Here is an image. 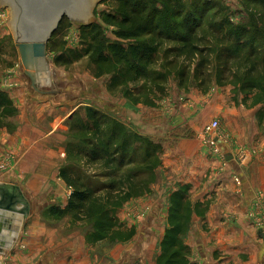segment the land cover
I'll return each mask as SVG.
<instances>
[{"label":"rangeland","instance_id":"obj_1","mask_svg":"<svg viewBox=\"0 0 264 264\" xmlns=\"http://www.w3.org/2000/svg\"><path fill=\"white\" fill-rule=\"evenodd\" d=\"M141 1L146 3L149 12L154 9L162 11L164 7L161 0ZM181 9L183 14L178 18L179 22L176 21L177 24L162 25L152 36L144 35L137 40H123L118 37L125 28L110 21L111 17L117 15L115 0H101L100 4H96L90 13L89 24H73L71 20L64 18L47 45V57L51 66V86L47 87L43 83L42 90L60 89L64 92L62 95H68L65 99L57 95L58 93L42 95L30 87L29 79L20 65L16 37L11 27L10 7H1L0 3V91L10 99L7 91L11 89L9 84L15 77L19 84L23 85V90L27 94L40 102L49 104L45 114V127H48V121L54 118L58 121V125L64 126V133L63 131L61 133L65 141L62 146L65 148L67 158L63 167L67 168V174L72 180L79 178L82 181L80 184H87L93 191L107 189L97 193L106 199L110 197L107 203L115 211L118 227L122 225L124 228L122 234H120L121 228H115L99 235V237H106L108 247L112 246V243L116 244V239H125L126 233L130 231L127 224L121 220V212L125 207L135 211L138 207L142 208L150 204L153 211L157 209L154 207L161 206L158 208L159 214L163 216L167 212L168 217L170 197L180 186L177 183V177L173 179V173L162 165L160 158H157V156L161 157L159 147L161 145L139 132L147 129L142 123L147 120L148 114L153 109H164L165 106L171 108L172 105L180 106L187 101L190 94L196 91L212 98L221 90L223 94L231 95V102L243 94L246 97L245 102L247 104L251 102V107L257 109L255 125L260 130L258 138L264 137V99L261 104H255V94H258V88L264 85L263 53H260L259 62L254 66L251 61L246 60L248 57L246 53L250 49L245 50L240 47V53L234 54L236 44L230 48L226 47L234 43L235 38L223 36L225 38L221 39L220 34L216 32L217 25L221 21L243 29V26L248 24L247 20L253 8L249 5L246 7L242 0H182ZM253 15L257 16L256 13ZM162 16L163 14H159V17ZM186 18L187 21L184 20ZM180 25L184 28L181 29ZM91 26L97 27L96 33L100 35L99 38H104L107 43H120L126 46L141 40L157 43L158 52L149 62L146 77L128 84L116 94L109 93L106 84L111 74L102 73L101 77H95L86 71V64L91 55L77 60L78 55L92 48L89 44L92 37ZM227 28L229 26H226L225 30ZM158 31H161L162 35H159ZM67 50L76 52L73 59H71L72 56H65L58 61L57 58ZM112 67H116L114 60ZM92 68L95 67L92 65ZM255 85L260 86L256 87V90H251L250 87ZM243 90L247 92L243 93ZM241 104H244V101ZM88 109L98 113V118H95L98 124L95 126L88 121ZM16 115L17 109L14 105L13 108L6 106L0 109V127H14ZM210 121L211 119L204 121L196 118L192 122L195 127L204 128ZM113 125H118L117 132L122 125L128 133L130 145L138 146V149H129L130 155L126 156L125 162L120 160L122 154L115 152L119 142L111 144L107 150L99 151L101 146L105 148L107 145ZM135 135H140L141 138L135 139ZM257 143H260V139ZM147 153H150L149 156ZM85 154L97 158L92 159ZM130 177L134 178L132 184L138 186L132 188L134 193L123 192V184L125 181L127 184ZM63 182L60 193L49 194L47 198L44 196L39 203L43 205L42 209H36L33 218L30 215L29 219L39 224L44 223L49 228L52 224H56L61 236L76 234L77 236L85 235L88 238L93 235L94 230L87 215L82 214L76 217L75 212H66L60 218L50 215V209L53 207L65 209L73 192L64 180ZM180 188L182 186L178 187ZM136 193L139 195L134 196ZM189 196L191 197V193ZM138 200L141 202L140 206L137 203ZM257 204L256 206H259L261 203L257 202ZM97 208V201L93 205L90 204V212H94ZM140 216L143 221L146 220V217ZM162 225H165V228L169 227L168 218L166 223L160 226ZM136 233L134 228L131 238L125 240L130 241ZM158 237H155V243L152 245L154 253H152L151 264H157L161 254V243ZM192 237L190 222L183 236L184 243ZM189 248L191 250L189 261L192 264H199L198 256L196 253L192 256V248Z\"/></svg>","mask_w":264,"mask_h":264},{"label":"crops","instance_id":"obj_2","mask_svg":"<svg viewBox=\"0 0 264 264\" xmlns=\"http://www.w3.org/2000/svg\"><path fill=\"white\" fill-rule=\"evenodd\" d=\"M10 83L7 92L17 115L14 127H0V183L21 189L33 218L43 207L41 199L60 193L64 183L60 176L67 158L64 126L54 118L45 127L49 104L27 94L17 78ZM230 96L219 90L210 98L196 91L180 106L153 109L142 123L147 129L139 132L161 145L158 157L173 179L177 177L178 187H190L193 237L185 244L199 264H264V137L258 138L257 109L245 102L243 94L234 102ZM196 118L221 121L218 132L206 135L205 126H194ZM228 156L232 161L226 160ZM257 202L261 204L256 206ZM151 207L146 204L135 211L125 207L121 220L137 233L110 247L107 239L93 244L85 235L61 236L56 224L49 228L30 221V216L21 222V215L4 212L0 264H151L155 237L161 243L167 228L160 226L166 223L167 212L161 216V206L153 211Z\"/></svg>","mask_w":264,"mask_h":264},{"label":"trees","instance_id":"obj_3","mask_svg":"<svg viewBox=\"0 0 264 264\" xmlns=\"http://www.w3.org/2000/svg\"><path fill=\"white\" fill-rule=\"evenodd\" d=\"M242 1L246 7L249 5L253 8L247 20L249 26L247 24L243 26V29H240L221 21L217 25L216 32L220 34V37H222L221 39L225 38L223 36L235 38V42L226 47L230 48L236 44V48L233 51L234 54L240 53V47H243L245 50L250 49L248 53H246L248 55L246 60L251 61L255 66V64L259 62L260 53H263L264 56V0ZM152 3L154 4V2ZM115 4L117 7V15L111 17L110 21L113 24H118L122 28H125L124 31L118 35V37L123 40H137L144 35L152 36L162 25L177 24V22H179L178 18L183 14L181 9L182 0H161V4L164 6L162 11L154 9L152 12H149L146 3L141 0H115ZM254 13L257 14L256 17L253 15ZM159 14H163V16L159 17ZM184 20L187 21V18ZM179 24L180 23H178V25ZM93 26H91L92 37L89 43L92 48H88L86 52L77 57V60H80L91 55L89 62L86 64V71L95 77H101L102 73L111 74L106 84V88L111 94H116L120 89L126 87L130 83H135L141 77H146L149 62L152 61L158 52L159 45L157 43L152 41L148 42V40L136 41L128 44V46L120 43H107V40L104 38H99L100 35L96 33L97 27ZM180 26L181 29L184 28V26ZM226 26H229L227 30H225ZM158 33L162 35L161 31H158ZM75 54L76 52L74 50H67L57 59L59 61L65 56H72L71 59H73V55ZM256 55H258V57H256ZM113 60L116 66L115 68H111ZM92 65L95 68H92ZM258 86L260 85H255L250 88L251 90H256ZM258 89L259 91H257L259 93L255 94V104H261L263 101L262 99H264V85L260 86ZM246 92L247 90H243V93ZM6 106L13 108L11 100L0 91V109ZM87 118L89 123H92L93 126L98 124V121H95V118H98V113L96 111L88 109ZM116 127L118 128V125H113L110 131V139L106 142L107 145L105 148L101 146L99 151L102 149L107 150L111 144L119 142V145L115 147V152L116 154L121 153L122 156L120 160L121 162H125L127 160L126 156L130 155L129 149H138V146L130 145L128 133L124 130L122 125L119 127V132L116 131ZM97 130L99 129L97 128ZM135 137V139L141 138L140 135H135ZM149 154L150 153H147L148 156ZM85 156L92 159L97 158L89 154H85ZM147 158H149V160L151 159V157ZM157 158L159 159L158 156ZM71 171L76 170L71 169ZM60 176L67 185L73 189V192L70 195L65 209H59L57 207L50 209V215L52 217H63L66 212H75L76 217L82 214L87 215V219L92 223L94 230L93 235L88 237L89 241L92 243L104 240L106 237H99V235L105 231L121 228L120 234L124 233L123 226L121 225L118 227L114 209L107 203L110 197L106 199L97 193V191L103 192L107 189L102 188L93 191L87 184H80L82 181H80L79 178L72 180L67 174V168L64 167L61 169ZM133 181V177H130L127 184L125 181L122 188L124 189L123 192L134 193L132 188L138 185H133ZM189 191V186H182V188L173 192L170 197V208L167 217L169 227L165 231L161 242V254L157 259V264H192L189 261L191 250L183 241V236L191 222ZM137 195H139V193H136L134 196ZM96 201L98 208L94 212H90V204L92 203L93 205ZM132 230L133 229H130L129 233H126L127 237L125 239L131 238ZM125 239L119 238L116 239V241H126Z\"/></svg>","mask_w":264,"mask_h":264},{"label":"water","instance_id":"obj_4","mask_svg":"<svg viewBox=\"0 0 264 264\" xmlns=\"http://www.w3.org/2000/svg\"><path fill=\"white\" fill-rule=\"evenodd\" d=\"M11 27L14 29L20 65L35 91L51 95L55 90H41L50 85L51 66L47 45L60 22L66 17L75 23L90 21V13L101 0H10ZM1 7H7L0 0ZM233 157H226L232 161ZM0 217L3 213L21 215L25 222L31 213L28 199L14 184L0 183Z\"/></svg>","mask_w":264,"mask_h":264},{"label":"built area","instance_id":"obj_5","mask_svg":"<svg viewBox=\"0 0 264 264\" xmlns=\"http://www.w3.org/2000/svg\"><path fill=\"white\" fill-rule=\"evenodd\" d=\"M219 128H220L219 121L213 120L209 124L205 125L204 133L206 135H213L218 132Z\"/></svg>","mask_w":264,"mask_h":264},{"label":"flooded vegetation","instance_id":"obj_6","mask_svg":"<svg viewBox=\"0 0 264 264\" xmlns=\"http://www.w3.org/2000/svg\"><path fill=\"white\" fill-rule=\"evenodd\" d=\"M4 3H6V6L9 7L10 6V3L11 1L10 0H2ZM66 18V17H65ZM68 19V18H67ZM65 95V94H63Z\"/></svg>","mask_w":264,"mask_h":264},{"label":"bare ground","instance_id":"obj_7","mask_svg":"<svg viewBox=\"0 0 264 264\" xmlns=\"http://www.w3.org/2000/svg\"><path fill=\"white\" fill-rule=\"evenodd\" d=\"M20 219H18V221H19Z\"/></svg>","mask_w":264,"mask_h":264}]
</instances>
